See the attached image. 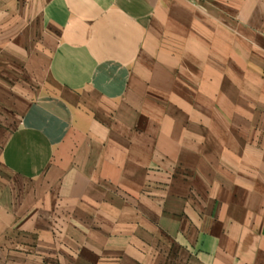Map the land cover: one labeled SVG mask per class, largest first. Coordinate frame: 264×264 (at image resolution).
Wrapping results in <instances>:
<instances>
[{"label":"crops","instance_id":"1","mask_svg":"<svg viewBox=\"0 0 264 264\" xmlns=\"http://www.w3.org/2000/svg\"><path fill=\"white\" fill-rule=\"evenodd\" d=\"M41 34L37 92L0 73V264H264V0H0V69Z\"/></svg>","mask_w":264,"mask_h":264},{"label":"rangeland","instance_id":"2","mask_svg":"<svg viewBox=\"0 0 264 264\" xmlns=\"http://www.w3.org/2000/svg\"><path fill=\"white\" fill-rule=\"evenodd\" d=\"M3 27L5 28H14V22H4L2 23ZM24 24V22H21V26L18 24V28H28V26ZM35 26V29L39 30V24L35 22L33 24V27ZM32 27V26H31ZM13 38L9 40L7 38V52L5 54V63H4V70L0 69V73L4 72V77L6 78L7 85L10 83L12 85L14 80H17L18 78H21V88L23 90V93L26 91L28 92H37L39 90L40 86H35L29 81V71L28 66L31 62V56L33 54H37L39 56H42L44 52V42L45 37L41 34L40 36H37L35 38L30 37H22V50L19 51L18 48L12 45ZM10 44V47H9ZM46 48V47H45ZM15 49V50H14ZM38 52V53H37ZM1 59V55H0ZM44 75L43 71L40 73V77ZM13 87V86H10ZM8 92V91H7ZM7 95H10L9 92ZM13 98V95H10V99ZM260 123V118H258L257 124Z\"/></svg>","mask_w":264,"mask_h":264}]
</instances>
